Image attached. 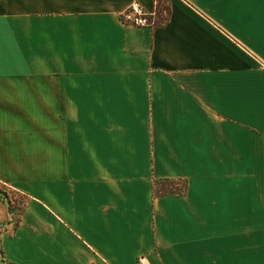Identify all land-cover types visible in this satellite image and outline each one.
<instances>
[{
  "label": "crops",
  "instance_id": "1",
  "mask_svg": "<svg viewBox=\"0 0 264 264\" xmlns=\"http://www.w3.org/2000/svg\"><path fill=\"white\" fill-rule=\"evenodd\" d=\"M129 1L0 0V153L53 174L0 170V264H264V0Z\"/></svg>",
  "mask_w": 264,
  "mask_h": 264
},
{
  "label": "rangeland",
  "instance_id": "2",
  "mask_svg": "<svg viewBox=\"0 0 264 264\" xmlns=\"http://www.w3.org/2000/svg\"><path fill=\"white\" fill-rule=\"evenodd\" d=\"M164 3V2H162ZM163 5V4H162ZM164 11H160L162 15H165ZM5 170V174L9 178L10 182L26 193L29 199H38L39 186L44 184L43 180L53 181V174H50L52 167L44 171V160L34 151L32 147H29L27 143L26 148H13L9 149L6 154L0 153V170ZM52 186V183L46 184ZM14 214V219L17 218V213L25 203V197L21 193L7 194ZM1 199V198H0ZM2 200V199H1ZM3 201V200H2ZM4 202V201H3Z\"/></svg>",
  "mask_w": 264,
  "mask_h": 264
},
{
  "label": "trees",
  "instance_id": "3",
  "mask_svg": "<svg viewBox=\"0 0 264 264\" xmlns=\"http://www.w3.org/2000/svg\"><path fill=\"white\" fill-rule=\"evenodd\" d=\"M161 7H163L166 11V6L161 4ZM165 17L166 16H163V20L165 19ZM184 187H185V182L182 179H172V178H166V177L152 178L150 182L151 194L153 196L162 195L166 193L180 194L183 191ZM8 193L15 194V193H21V192H19L15 188H12L10 186L0 183V198L4 201L7 210L12 213L13 227H15L17 220H18V215L21 213L23 206L21 207L20 211L17 213V218L14 219V214L11 209L12 205L10 204L9 199L7 197ZM21 194L27 199V196L25 194L23 193Z\"/></svg>",
  "mask_w": 264,
  "mask_h": 264
},
{
  "label": "built area",
  "instance_id": "4",
  "mask_svg": "<svg viewBox=\"0 0 264 264\" xmlns=\"http://www.w3.org/2000/svg\"><path fill=\"white\" fill-rule=\"evenodd\" d=\"M163 0H154V5L151 10L144 9L136 0H130L125 9L120 13V20L134 25V26H153L161 22L160 13L163 9L161 4ZM136 264H144L143 259L140 257L136 260Z\"/></svg>",
  "mask_w": 264,
  "mask_h": 264
}]
</instances>
